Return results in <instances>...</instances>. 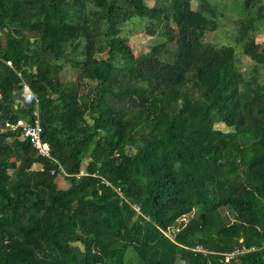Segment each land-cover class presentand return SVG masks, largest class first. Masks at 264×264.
<instances>
[{
    "label": "trees",
    "instance_id": "obj_1",
    "mask_svg": "<svg viewBox=\"0 0 264 264\" xmlns=\"http://www.w3.org/2000/svg\"><path fill=\"white\" fill-rule=\"evenodd\" d=\"M123 17L168 40L135 56ZM261 19L239 40L264 68ZM217 27L190 0H0V264H264V85ZM34 113L49 157L5 126Z\"/></svg>",
    "mask_w": 264,
    "mask_h": 264
},
{
    "label": "rangeland",
    "instance_id": "obj_2",
    "mask_svg": "<svg viewBox=\"0 0 264 264\" xmlns=\"http://www.w3.org/2000/svg\"><path fill=\"white\" fill-rule=\"evenodd\" d=\"M157 0H145L147 6L151 7ZM190 0L193 10L206 14L216 21L218 27L214 32L207 33L202 37V42L213 46L232 47L239 61V66L244 76L247 78L256 77L260 85H264V68L256 67L243 54V41L239 40L240 27L249 18L263 19L256 21L254 31L250 30L254 43L259 48H264V0ZM146 19L137 17H123L119 22V36L128 44L135 56L148 53L153 46H158L168 40L167 35H162L157 31L155 35L149 36L144 31L147 25ZM1 35V33H0ZM165 50L161 52L160 60H171L175 53L173 43H166ZM105 56V55H102ZM59 78L62 82L68 83L71 87L80 88V72L63 65ZM224 133L229 130L222 124L217 126ZM38 168L39 166H34ZM221 220L230 223L233 221L232 213L228 208L219 210ZM188 217H185L187 220ZM77 246L78 245H74Z\"/></svg>",
    "mask_w": 264,
    "mask_h": 264
},
{
    "label": "built area",
    "instance_id": "obj_3",
    "mask_svg": "<svg viewBox=\"0 0 264 264\" xmlns=\"http://www.w3.org/2000/svg\"><path fill=\"white\" fill-rule=\"evenodd\" d=\"M22 97L24 98L25 101L29 102L34 100L35 103H37L36 97L31 93L30 89L26 84H23V89H22ZM36 116V119L32 124L26 123L25 121L19 120L15 124H6L5 126L11 130H16L18 128L21 129V134H20V139L21 140H29L30 144L32 147L37 151L38 155L41 157H49V147L48 145L41 140V126L39 124L38 118H37V113H34ZM116 192L120 195L119 190L116 189ZM132 210L139 214L140 213V208L138 205L133 204L131 205ZM253 250V249H251ZM196 252H199L203 255L207 254V251L201 246L198 245L195 248ZM245 252L244 250H239L235 249L228 255H225L224 261L227 262L230 258L234 257L237 254H241Z\"/></svg>",
    "mask_w": 264,
    "mask_h": 264
},
{
    "label": "crops",
    "instance_id": "obj_4",
    "mask_svg": "<svg viewBox=\"0 0 264 264\" xmlns=\"http://www.w3.org/2000/svg\"><path fill=\"white\" fill-rule=\"evenodd\" d=\"M35 166H36V165H35ZM34 169H38V168H35V167H34Z\"/></svg>",
    "mask_w": 264,
    "mask_h": 264
}]
</instances>
